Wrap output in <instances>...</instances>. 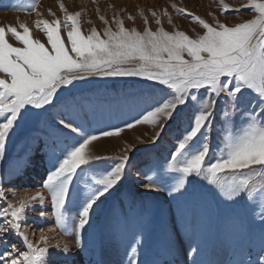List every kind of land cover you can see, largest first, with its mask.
<instances>
[{
    "label": "snow or ice",
    "instance_id": "snow-or-ice-1",
    "mask_svg": "<svg viewBox=\"0 0 264 264\" xmlns=\"http://www.w3.org/2000/svg\"><path fill=\"white\" fill-rule=\"evenodd\" d=\"M214 2L222 14L247 10L252 18L229 26L215 15L209 22L173 3L177 15L190 18L201 29L189 35L178 29L167 9L150 10L151 23L140 10L141 31L126 28L116 12L110 22L97 7L103 32L92 27L85 33L83 13L69 12L63 3L59 5L62 18L47 10L51 20L43 18L39 0L27 6L9 5L16 11L35 13L34 27L46 43L34 38L26 23L19 30L0 26V162L29 121L48 129L44 146L50 140L51 147L46 177L33 190L13 184V179L23 175L20 167L6 173L0 170V264H60L57 253L68 264L71 249L67 242L56 241L55 251L51 248L47 233L55 234V230L72 236L79 252L90 253L88 264H104L99 258L91 259L102 248L93 218L118 191L136 150L127 145L118 157L99 155L93 150L94 142L145 125L153 131V145L167 130L178 129L179 134L164 163L150 168L152 175L144 173L147 179L141 187L150 193L178 194L173 199L181 202L183 214L188 210L186 198L190 194L195 198L196 187L210 186L207 190L217 198V207L223 205L229 211L241 232L250 238L258 234L259 256L264 257V0H241L240 7L232 9L225 0ZM127 19L135 22L132 15ZM165 19L171 31L165 29ZM123 77L153 82L148 87L155 90L128 93L113 101L117 109L128 108L135 115L126 128L113 125L97 134L77 110L88 98L73 94L78 87L75 82ZM58 108L64 111L51 118L50 113ZM214 127L223 145L217 144L215 150ZM31 150L25 143L19 159L28 157L30 162ZM109 160L113 162L108 165L98 163ZM28 211L38 212L42 222L53 218L52 224L36 229L39 244L29 238ZM198 211L194 199V220ZM143 243L140 233L133 231L119 264H177L171 243L168 254L172 259L141 262ZM203 254L199 244L190 243L189 255L194 258L185 264H214L197 258ZM239 264H264V258Z\"/></svg>",
    "mask_w": 264,
    "mask_h": 264
},
{
    "label": "rangeland",
    "instance_id": "rangeland-1",
    "mask_svg": "<svg viewBox=\"0 0 264 264\" xmlns=\"http://www.w3.org/2000/svg\"><path fill=\"white\" fill-rule=\"evenodd\" d=\"M39 0V10L44 13V19L51 20L52 17L47 14L51 8L58 17L62 18V12L59 5L63 3L69 12L81 11L82 32H87L90 28L95 27L98 31L103 32L105 25L99 20L97 7L100 14H104L111 22L113 13H119L120 18L125 20V27H137L143 30V22L139 16L140 10L145 11L149 16L151 23L150 10H156L158 13L167 9L172 16L173 23L179 30L186 31L193 35V29L200 32L190 18L183 15H177L171 5L176 4L178 8H185L212 22L211 16L215 15L220 22L229 26L251 19V14L243 10L239 15H225L217 8L214 0ZM230 5V9L239 8L241 0H225ZM31 0H0V26H16L19 30L21 23H26L33 29V37L41 39L46 43V38L35 29L34 24L38 19L33 12L31 15L27 11L20 12L9 7L11 4H21L27 6ZM52 5V6H51ZM16 13L17 15H10ZM211 14V15H210ZM135 17V22L128 20L127 16ZM13 18V19H12ZM91 21V23H88ZM115 28V25H112ZM153 30L155 25L152 23ZM164 27L171 31L172 28L167 24L165 19ZM65 33L62 31V37ZM47 46V45H46ZM78 87L74 89L73 94L84 96L88 99L81 101L79 109L81 117L87 125L95 129L97 134L100 130L110 128L113 125H120L126 128V122L134 115L128 108L117 109L113 101L128 93L152 92L155 89L149 88L153 82L142 81L136 77L123 78H90L89 81L75 82ZM162 87V86H157ZM111 105V106H110ZM63 112V108H58L50 113L51 118H55L57 112ZM48 129L43 124H36L29 121L18 135L9 143L6 159L0 162V170L11 172L17 167L23 170L24 176L19 179H13V184L17 188L33 190L36 185L42 182L46 177L49 167V156L51 141H48V147H45L46 133ZM179 134L178 129L167 130V135H163L156 145L150 143V137L153 131L148 126H137L134 129L126 130L119 137L102 138L94 142V151L99 155L118 157L122 154L125 146L130 145L136 151L132 154L131 166L126 170L124 179L119 185L118 191L101 205L93 218V228L102 238V248L99 255L91 254V259L97 258L104 261V264H119L124 258V245L128 242L133 231L140 233L143 239V247L140 249L139 259L141 262H151L157 259H172L168 254V245L171 243L175 248V260L177 264H185L194 258L189 255V244L193 247L197 244L204 250V254L197 258L202 260L215 261L218 258V252H226L218 264H239L240 261L257 260L264 257L259 256V238L258 234L250 238L241 232L239 223L230 219V213L223 208V205L217 207L216 197L207 190L208 187L197 186L195 189L196 196L189 195L186 198L188 210L182 214L179 204L174 195L167 192L159 191L150 193L141 187L146 182V175H152L149 169H154L157 164H163L166 157L170 156V150L175 144L174 137ZM213 149L220 143V135L213 129L212 133ZM142 141V142H141ZM25 143L31 145L32 154L31 162L34 166L23 165L22 148ZM98 150V151H97ZM41 154L37 158V154ZM113 161L98 162L105 165ZM25 165H27L25 167ZM5 180L7 176L5 175ZM206 182L201 181V184ZM7 188V183H5ZM11 199L10 193H7ZM203 199H200V197ZM195 199L198 211V220L193 219L191 207ZM37 209L41 206L36 205ZM71 211V210H69ZM27 232L29 238L39 244V227L45 224H52L53 218L50 216L47 221H41L36 211H28ZM259 223V220H256ZM62 239L70 240L71 251L67 254L68 264H88L90 253H81L73 243L72 236H65L59 230H55ZM52 250L55 251V239L50 238ZM55 240V241H54ZM54 241V242H53ZM72 241V242H71ZM220 246V248H219ZM219 248V249H218ZM64 264L63 257L57 253Z\"/></svg>",
    "mask_w": 264,
    "mask_h": 264
},
{
    "label": "bare ground",
    "instance_id": "bare-ground-1",
    "mask_svg": "<svg viewBox=\"0 0 264 264\" xmlns=\"http://www.w3.org/2000/svg\"><path fill=\"white\" fill-rule=\"evenodd\" d=\"M143 1H144V3L146 2L145 0H143ZM44 2L47 3V0H44L43 3H44ZM51 6H52V5H51ZM10 15H17V14H16V13H12V14H10ZM12 19H13V18H12ZM97 151H98V150H97ZM31 155H32V154H30V153L28 154L29 157H32ZM35 157L40 158V157H41V154L38 153L37 156H35ZM22 162H23V165H24V164H28V163H29L28 157H24V159H23ZM34 165H35V164H34L33 162H31V160H30L29 166H34ZM24 175H25V174L23 173L22 176H24ZM47 234H48V236H51V235H52V237H50V238H54L56 241H59V242L62 243V244L65 243V242H67V243L69 244V247H72V246H71V243H70V240H68V239H62V238L60 237V235L57 234L56 232H55V234H53L52 232H48ZM55 240H54V241H55ZM54 241H53V242H54ZM56 241H55V242H56ZM71 242H72V241H71ZM51 247H52V245H51ZM54 248H55V247H54ZM219 248H220V246H219ZM219 248H218V249H219ZM217 256H218V258L214 261V264H218V262H220V260H222V258H223L222 256H224V257L226 256V252H223V251H222V252H218V255H217ZM58 259H59V262L61 263L62 260H61L59 257H58ZM219 264H220V263H219Z\"/></svg>",
    "mask_w": 264,
    "mask_h": 264
}]
</instances>
